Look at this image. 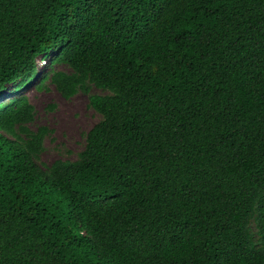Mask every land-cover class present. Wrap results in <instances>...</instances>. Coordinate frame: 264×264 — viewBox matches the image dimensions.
<instances>
[{"label": "trees", "instance_id": "obj_1", "mask_svg": "<svg viewBox=\"0 0 264 264\" xmlns=\"http://www.w3.org/2000/svg\"><path fill=\"white\" fill-rule=\"evenodd\" d=\"M36 80L103 118L45 169L0 101V264H264V0H0V98Z\"/></svg>", "mask_w": 264, "mask_h": 264}, {"label": "rangeland", "instance_id": "obj_2", "mask_svg": "<svg viewBox=\"0 0 264 264\" xmlns=\"http://www.w3.org/2000/svg\"><path fill=\"white\" fill-rule=\"evenodd\" d=\"M39 73L44 72V60L38 59ZM60 70L71 71L68 66L61 65ZM36 82L24 90L16 92L15 85H10L0 101L9 103L10 99L20 94L28 95L35 106V120L30 125L37 130L48 127L50 133L45 139V149L41 153L39 163L47 168L57 160L75 161L86 146L87 133L102 120V115L90 106L89 95L82 91L73 97L65 98L52 83L45 88L36 87ZM94 94H107L96 86Z\"/></svg>", "mask_w": 264, "mask_h": 264}]
</instances>
